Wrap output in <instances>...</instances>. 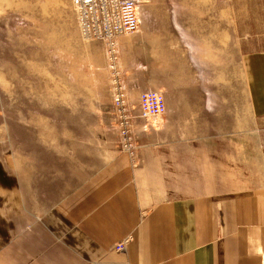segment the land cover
Listing matches in <instances>:
<instances>
[{
    "label": "crops",
    "instance_id": "crops-1",
    "mask_svg": "<svg viewBox=\"0 0 264 264\" xmlns=\"http://www.w3.org/2000/svg\"><path fill=\"white\" fill-rule=\"evenodd\" d=\"M262 10L139 5L138 31L117 39L125 92L137 111L158 93L165 111L135 119L133 158L117 148L107 73L78 91L91 101L67 89L65 112L24 101L41 112L0 130V264H264Z\"/></svg>",
    "mask_w": 264,
    "mask_h": 264
},
{
    "label": "rangeland",
    "instance_id": "rangeland-1",
    "mask_svg": "<svg viewBox=\"0 0 264 264\" xmlns=\"http://www.w3.org/2000/svg\"><path fill=\"white\" fill-rule=\"evenodd\" d=\"M261 14L264 15V10ZM263 30L264 26L259 27V34H264ZM97 45L80 34L71 0H0V130L16 125L19 115L41 112V107L24 101H58L59 113L65 112L67 89L70 98L74 90V101H91L88 91L85 96L78 91L85 90L82 87L88 85L91 76L94 84H103L105 73L111 122L114 111L110 70L105 46ZM250 45L251 50L262 49L264 41ZM89 57L95 59L93 65ZM117 67L124 99L138 117V111L126 96L119 57Z\"/></svg>",
    "mask_w": 264,
    "mask_h": 264
},
{
    "label": "built area",
    "instance_id": "built-area-1",
    "mask_svg": "<svg viewBox=\"0 0 264 264\" xmlns=\"http://www.w3.org/2000/svg\"><path fill=\"white\" fill-rule=\"evenodd\" d=\"M143 0H71L76 13L80 34L87 41L101 42L105 46L110 70V90L113 96L111 124L115 127L119 151L132 158L136 151L133 126L137 118L133 108L127 104L122 93V76L117 67L119 37L137 32L139 26L138 7ZM165 103L162 95L155 92L142 93L138 101V118L150 121L163 115ZM126 242L114 247L116 252L125 250Z\"/></svg>",
    "mask_w": 264,
    "mask_h": 264
},
{
    "label": "bare ground",
    "instance_id": "bare-ground-1",
    "mask_svg": "<svg viewBox=\"0 0 264 264\" xmlns=\"http://www.w3.org/2000/svg\"><path fill=\"white\" fill-rule=\"evenodd\" d=\"M143 2H144V0H143ZM143 2H142V3H143ZM142 3H141V4H142ZM141 4H140V5H141ZM71 5H72V4H71ZM138 20H139V16H138ZM138 29H139V26H138ZM137 31H138V30H137ZM122 37H123V36H122ZM119 38H120V37H119ZM91 42H97V41H91ZM98 43H101V42H98ZM101 44H103V43H101ZM116 45H117V40H116ZM103 46H104V44H103ZM117 51H118V49H117Z\"/></svg>",
    "mask_w": 264,
    "mask_h": 264
}]
</instances>
